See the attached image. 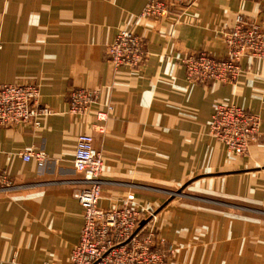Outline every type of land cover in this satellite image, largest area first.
I'll return each instance as SVG.
<instances>
[{
	"label": "crops",
	"instance_id": "0c3cea01",
	"mask_svg": "<svg viewBox=\"0 0 264 264\" xmlns=\"http://www.w3.org/2000/svg\"><path fill=\"white\" fill-rule=\"evenodd\" d=\"M146 2L0 0V85L37 84L49 111L36 129L0 127V171L13 183L0 191V264H70L83 225L73 167L81 133L102 158L99 207L133 195L153 210L171 264H264V63L243 57L234 82L206 85L186 81L181 65L200 50L224 57L237 16L264 27V0H185L162 20L139 16ZM120 29L142 38L140 69L106 58ZM76 88L97 97L72 115ZM217 104L260 118L247 153L210 136ZM28 147L43 153L41 166L22 159Z\"/></svg>",
	"mask_w": 264,
	"mask_h": 264
},
{
	"label": "built area",
	"instance_id": "2783aa9c",
	"mask_svg": "<svg viewBox=\"0 0 264 264\" xmlns=\"http://www.w3.org/2000/svg\"><path fill=\"white\" fill-rule=\"evenodd\" d=\"M185 0H147L140 17L162 20L170 16ZM225 56L214 57L200 50L181 58L185 79L189 83L206 85L212 82L232 83L241 72L243 57L264 63V27L236 17L234 26L224 31ZM2 41L0 38V50ZM141 37L127 29H120L112 43L105 48L107 60L114 67L140 69L145 58ZM264 84V77H263ZM40 90L35 83L0 85V127L29 125L36 129L40 118L49 113L39 102ZM94 89L76 88L68 93V112H85L96 100ZM99 118L103 119L99 113ZM104 115V114H103ZM260 118L232 104H217L211 115L209 134L237 155L247 153L256 141ZM24 161L34 158L38 166L44 155L32 148L21 152ZM73 167L80 183L75 198L83 212L79 239L70 255V264H171L174 246L161 238L155 227V212L140 209L133 195L121 199L119 205L104 209L98 201L102 180V158L93 147V138L81 133L76 138ZM13 188L12 181L0 171V191Z\"/></svg>",
	"mask_w": 264,
	"mask_h": 264
},
{
	"label": "water",
	"instance_id": "95a60500",
	"mask_svg": "<svg viewBox=\"0 0 264 264\" xmlns=\"http://www.w3.org/2000/svg\"><path fill=\"white\" fill-rule=\"evenodd\" d=\"M181 191L179 190V191H177L176 193H180ZM171 197H173V195H171Z\"/></svg>",
	"mask_w": 264,
	"mask_h": 264
}]
</instances>
